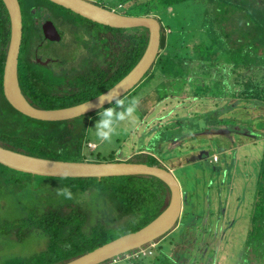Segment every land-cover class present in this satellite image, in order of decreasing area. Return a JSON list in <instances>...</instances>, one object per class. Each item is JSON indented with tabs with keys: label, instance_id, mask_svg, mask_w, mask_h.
I'll use <instances>...</instances> for the list:
<instances>
[{
	"label": "trees",
	"instance_id": "16d2710c",
	"mask_svg": "<svg viewBox=\"0 0 264 264\" xmlns=\"http://www.w3.org/2000/svg\"><path fill=\"white\" fill-rule=\"evenodd\" d=\"M42 1L51 3L48 0ZM36 4H39V0H26L27 11ZM118 5L120 8L129 6L138 11L126 15H156L158 12L166 11L169 7L173 8V11L177 7H181L184 11L183 24H178V20L175 23H177L176 27L180 25L182 29L189 28L188 25L191 21L188 19H192L185 13L184 7L187 5L192 7L196 15L202 19L208 17V14L213 11L214 20L209 17L208 20L210 22H226L231 26V30L224 32L223 27L220 26L219 30H221L220 35L222 36L217 34L218 36L214 38H209L206 32L200 30H189L188 35L186 34L187 42L190 41V38L194 39L192 43H189L190 47L194 49L191 55H182L177 49L178 47L173 48L172 44L169 45L167 43L168 34H166L165 37H162L163 51L156 58L154 65L156 64V68L161 67V65L165 66L164 59L167 62L171 61L173 65L179 62L183 77L180 76L181 80L177 85L169 84L172 88L168 89V92L173 95L182 91L185 86H188L195 94H197L196 86L198 88L206 87L205 84L201 83V78L208 76L210 68L215 65L219 58H222L225 66H228L232 73H238V76L240 75L238 70L244 66L250 72L249 74L244 72L240 75L241 80L240 78L238 81L236 80L235 83L239 89L235 90L232 96L238 98V102L241 105L244 104L243 106H255L257 109L264 110V0H123V3ZM0 7L3 8L1 0ZM194 19L196 20L195 17ZM95 24L101 26V42L105 38L109 47L108 52L102 53L101 44V63L107 65L106 68L102 67L100 70L101 87L92 88L90 92H87L85 87L81 88L78 86L79 84H76V88H70L68 93H62L63 96H54L53 99L50 98L46 102L48 97L47 80L43 79L44 83L39 84L37 76L29 73L27 68L29 63L22 64L19 73L20 85L28 98L41 96L43 102L39 100L38 103L43 104L39 105L40 108H62L94 98L118 82L142 56L148 42L147 29L140 27L113 28L96 22ZM163 26L166 30L167 26ZM208 30L212 32V35L216 32L214 27ZM232 33H237L240 43L231 46L226 43L223 45L221 42L223 36L228 39ZM204 36L206 38L202 39ZM8 38L9 18L4 9L2 16H0V144L16 151L43 158L72 161L87 160L84 148L89 147L90 142L85 138V132L88 118L93 113L61 121H43L20 113L4 98L2 76ZM114 42L117 43L112 45ZM252 68L256 70L253 72ZM147 75L148 73L144 78ZM77 80L78 78H70L69 85H73ZM54 81L59 87L62 85V77L55 78ZM193 81L197 83L194 88L188 84ZM126 97H122L118 103ZM231 108L233 107H229V110ZM155 153L157 152L154 150L151 154L138 153L132 158L123 160L161 165L158 157L154 156ZM262 153L256 180L255 199L251 206L249 222L246 224L245 236H240L238 242L232 246L231 253L227 256L228 264H264V148ZM10 172H13L14 175H11ZM15 173L56 180L59 187L42 184L36 191L31 189V197L37 202L40 201L42 206L38 207L36 204L32 209H28L27 215L22 220V222H27L31 229L43 235L45 248L28 257L8 261L6 264L64 263L117 237L142 228L163 210L169 197L167 185L160 179L149 175L100 178L47 177L16 171L0 164V184H4L7 188L17 182L24 185L25 181L18 179ZM38 191H44V194L47 195L49 193L46 191L50 192V195L58 194V191H67L71 193L70 196L89 192V197L93 196L98 201L99 208L94 209L89 203V198L83 202H75L76 199L69 198L68 201L60 205L55 203L44 204L42 203L44 195ZM21 193H23L21 194L22 197L25 191ZM186 205L187 201L184 199L182 213L183 217L186 215L187 218ZM183 217L181 215L179 223ZM185 224H189V221L184 219L182 226ZM232 225L237 226V223L232 221ZM20 229L13 224L6 231L10 238H12L13 231L16 238L12 239H17L19 235L27 233V229L22 228L23 231ZM156 241L145 251L139 248L120 257L129 255L132 264H180L172 257L169 258L164 251H161L163 245L155 244ZM120 257L100 264L118 261Z\"/></svg>",
	"mask_w": 264,
	"mask_h": 264
},
{
	"label": "rangeland",
	"instance_id": "374dc122",
	"mask_svg": "<svg viewBox=\"0 0 264 264\" xmlns=\"http://www.w3.org/2000/svg\"><path fill=\"white\" fill-rule=\"evenodd\" d=\"M91 1L120 13L138 12L129 6L120 8L118 4L123 3V0ZM184 8L185 13L192 17L188 19L191 21L189 28L182 29L180 25L176 27L175 21L178 20V24H183L184 21L181 7L174 11L169 7L156 14L162 25L167 26V43L172 44L173 48L178 47L182 55H191L194 51L189 45L194 39L190 38L187 42L189 30L206 32L209 38L220 35V26L224 32L231 30L226 22L208 20V17L214 20L213 11L202 19L189 5ZM211 27L216 30L213 35L208 30ZM237 37V33H232L228 39L223 36L221 42L228 46L238 45L240 40ZM205 38L204 36L202 39ZM102 50V53L109 51L105 38L102 39ZM164 63L166 65L159 68L155 64L123 101L90 116L85 132V138L90 144L84 148V153L87 160L112 161L129 159L138 153L151 154L153 150L157 152L154 156L158 157L162 166L173 172L181 186L183 198L187 201L185 211L188 216L183 217L182 213L183 218L176 228L155 244H162L161 251L180 264H228L227 256L231 253L232 246L240 236H245L255 199L257 174L264 148V110L255 106H243L238 98L232 96L239 89L236 80L244 72H250L244 66L238 70V76L219 58L210 68L208 76L201 78V83L206 87L198 88L196 81L188 83L192 88L196 86L198 95L188 86L173 95L168 92L172 88L169 84L174 86L180 83L183 73L179 62L173 65L171 61L164 59ZM134 101L133 115L114 122L115 134L111 141L99 139L96 124L104 110L112 108L121 112ZM119 104L123 107H118ZM229 107L233 108L229 110ZM10 173L14 175L13 172ZM15 176L24 180L25 184L17 182L9 188L0 184V264L28 257L45 248L43 235L22 220L28 209L36 204L38 207L42 206L40 201L31 197V189L36 191L42 184L59 187L56 180L45 177H29L20 173H15ZM23 191L25 193L21 197ZM38 192L44 195V204L60 205L69 198L76 199L75 202H83L89 198L91 206L99 208L98 201L93 196L89 197V192L76 196H68L61 191L52 195L48 191L49 195L44 194V191ZM184 219L189 224L182 226ZM232 221L237 226L232 225ZM13 224L20 230L27 229V233L12 239L16 238L12 231L10 238L6 230ZM149 246L142 250H147ZM129 257L123 256L119 258L121 261L107 264H132Z\"/></svg>",
	"mask_w": 264,
	"mask_h": 264
},
{
	"label": "water",
	"instance_id": "95a60500",
	"mask_svg": "<svg viewBox=\"0 0 264 264\" xmlns=\"http://www.w3.org/2000/svg\"><path fill=\"white\" fill-rule=\"evenodd\" d=\"M9 18V40L3 67L4 98L20 113L43 121L73 119L98 111L133 90L153 67L163 51L165 27L154 14L126 15L88 0H50L87 19L113 28H145L148 32L146 48L133 68L112 87L87 101L71 106L44 109L33 106L22 94L18 80V55L21 43V12L18 0H1ZM0 164L16 171L47 177H111L149 175L163 181L169 197L163 210L142 228L117 237L97 248L61 264H100L135 249L145 248L174 230L183 211L184 196L173 172L165 166L125 160L89 161L57 160L33 156L0 144Z\"/></svg>",
	"mask_w": 264,
	"mask_h": 264
},
{
	"label": "flooded vegetation",
	"instance_id": "af4514ba",
	"mask_svg": "<svg viewBox=\"0 0 264 264\" xmlns=\"http://www.w3.org/2000/svg\"><path fill=\"white\" fill-rule=\"evenodd\" d=\"M25 2L26 0H18L22 24L17 66L18 80L22 64L29 63L27 67L29 73L37 76L39 84L44 83L43 79L48 81H46L48 87L46 102L54 96L68 93L70 88H76V84L81 88L85 87L87 92L92 88L101 87L100 70L102 67H107L106 64L101 63L100 58L101 26L91 22L92 20L83 19L85 17L52 1L47 3L39 0V4L34 5L29 11ZM3 8L6 10L4 4ZM3 8L0 7V16L3 14ZM75 55L79 57H74ZM76 76L78 80L73 85H69L70 78L77 79ZM59 77H62L60 87L54 81ZM20 88L24 98L33 106L41 107L39 105L43 103H38L39 100L43 102L41 96H36L35 99L28 98L21 85ZM130 92L122 97H126ZM122 97L105 107L118 104ZM98 111L92 112L93 115L98 114Z\"/></svg>",
	"mask_w": 264,
	"mask_h": 264
},
{
	"label": "clouds",
	"instance_id": "9594fccd",
	"mask_svg": "<svg viewBox=\"0 0 264 264\" xmlns=\"http://www.w3.org/2000/svg\"><path fill=\"white\" fill-rule=\"evenodd\" d=\"M135 103L136 102L134 101L131 106L121 112H117L112 108L104 110L96 124V133L99 139L110 142L112 136L115 134L114 122L123 121L131 117L135 112ZM118 107H123V105L119 104ZM65 194L68 196L71 195V193L67 191Z\"/></svg>",
	"mask_w": 264,
	"mask_h": 264
},
{
	"label": "built area",
	"instance_id": "2783aa9c",
	"mask_svg": "<svg viewBox=\"0 0 264 264\" xmlns=\"http://www.w3.org/2000/svg\"><path fill=\"white\" fill-rule=\"evenodd\" d=\"M145 250V249H144Z\"/></svg>",
	"mask_w": 264,
	"mask_h": 264
}]
</instances>
